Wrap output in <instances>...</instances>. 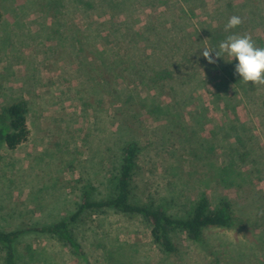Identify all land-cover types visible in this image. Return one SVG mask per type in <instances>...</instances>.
Segmentation results:
<instances>
[{
	"label": "rangeland",
	"instance_id": "374dc122",
	"mask_svg": "<svg viewBox=\"0 0 264 264\" xmlns=\"http://www.w3.org/2000/svg\"><path fill=\"white\" fill-rule=\"evenodd\" d=\"M249 1L0 0V109L28 104L27 140L0 146V230L23 231L16 264H264V84L201 54L230 32L264 47V0ZM128 142L134 201L182 216L206 195L229 203L233 224L201 241L174 231L163 252L142 218L88 210L70 226L82 255L36 230L86 190L111 196Z\"/></svg>",
	"mask_w": 264,
	"mask_h": 264
},
{
	"label": "trees",
	"instance_id": "16d2710c",
	"mask_svg": "<svg viewBox=\"0 0 264 264\" xmlns=\"http://www.w3.org/2000/svg\"><path fill=\"white\" fill-rule=\"evenodd\" d=\"M225 8L235 6L244 8L249 0H224ZM225 17L226 15L223 14ZM28 104L19 99L0 109V146L6 145L13 149L27 140L29 128L26 115ZM138 145L135 142L126 143L121 149V164L115 182L114 193L102 200H93L90 191L86 190L77 209L69 216L52 224L43 225L36 230L56 236L77 255H82V247L70 226L79 220L85 211L112 209L129 216L142 218L149 226L152 241L163 251L175 250L171 235L174 231H182L193 241H201L204 229L208 227H229L233 224V216L227 201H220L212 207L206 195H200L189 210L182 216L169 213L164 206L155 200L138 202L132 199V176L136 166ZM101 210V211H100ZM22 230H0V245L5 251L4 264H16L15 243Z\"/></svg>",
	"mask_w": 264,
	"mask_h": 264
},
{
	"label": "clouds",
	"instance_id": "9594fccd",
	"mask_svg": "<svg viewBox=\"0 0 264 264\" xmlns=\"http://www.w3.org/2000/svg\"><path fill=\"white\" fill-rule=\"evenodd\" d=\"M242 23L239 16H231L225 25V32L236 29ZM202 55L209 64L228 57L226 63L235 61L234 73L239 80L253 84H264V47L257 46L249 35L230 32L217 45L202 48Z\"/></svg>",
	"mask_w": 264,
	"mask_h": 264
}]
</instances>
